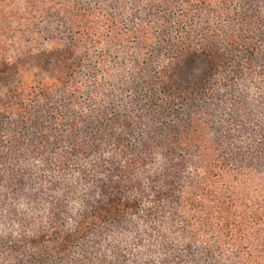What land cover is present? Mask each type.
Returning a JSON list of instances; mask_svg holds the SVG:
<instances>
[{"label": "trees", "instance_id": "trees-1", "mask_svg": "<svg viewBox=\"0 0 264 264\" xmlns=\"http://www.w3.org/2000/svg\"><path fill=\"white\" fill-rule=\"evenodd\" d=\"M0 264H264V0H0Z\"/></svg>", "mask_w": 264, "mask_h": 264}]
</instances>
